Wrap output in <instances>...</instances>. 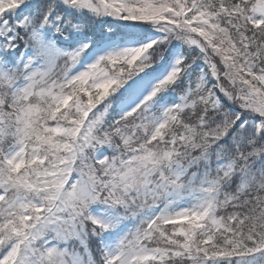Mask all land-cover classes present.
<instances>
[{
  "label": "snow or ice",
  "instance_id": "obj_1",
  "mask_svg": "<svg viewBox=\"0 0 264 264\" xmlns=\"http://www.w3.org/2000/svg\"><path fill=\"white\" fill-rule=\"evenodd\" d=\"M0 264H264V0H0Z\"/></svg>",
  "mask_w": 264,
  "mask_h": 264
}]
</instances>
